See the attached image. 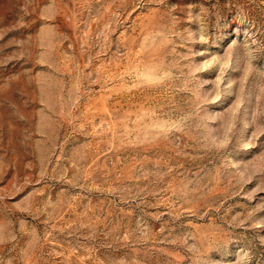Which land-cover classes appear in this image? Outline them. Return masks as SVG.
I'll return each instance as SVG.
<instances>
[{"label":"rangeland","instance_id":"obj_1","mask_svg":"<svg viewBox=\"0 0 264 264\" xmlns=\"http://www.w3.org/2000/svg\"><path fill=\"white\" fill-rule=\"evenodd\" d=\"M0 264H264V0H0Z\"/></svg>","mask_w":264,"mask_h":264}]
</instances>
